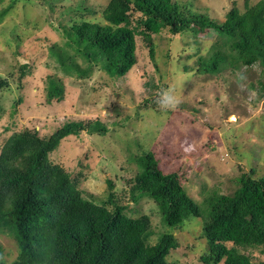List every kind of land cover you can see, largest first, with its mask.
I'll list each match as a JSON object with an SVG mask.
<instances>
[{"label":"rangeland","instance_id":"374dc122","mask_svg":"<svg viewBox=\"0 0 264 264\" xmlns=\"http://www.w3.org/2000/svg\"><path fill=\"white\" fill-rule=\"evenodd\" d=\"M172 1L221 23L232 8L243 12L246 5L260 0ZM109 2L0 0V146L24 129L42 137L68 120L99 119L108 129L104 136L67 137L49 159L70 174L86 197L104 201L110 181L115 201L127 207V215L149 216L154 232L149 243L153 244L165 229L150 201L133 205L125 194L138 170L130 158L142 150L151 151L161 169L176 172L187 195L199 204L213 193L231 195L242 174L250 173L254 179L264 176V93L258 84L264 79L258 64L227 68L215 76L184 70L185 65H195L196 54L207 56L218 40L211 31L196 36L190 32L153 36V61L137 37V62L120 79L109 78L79 58L81 71L62 70L50 47L71 53L64 29L80 21L103 23L102 13ZM138 18L134 14L132 21ZM48 75L63 81L59 102L47 103ZM164 88L174 89L179 97L175 110L163 111L156 103ZM201 226L200 219H191L173 231L177 247L169 252L167 264H202L199 258L207 246ZM0 243L6 261H12L17 254L15 242L0 234ZM247 253L252 262L264 263V249Z\"/></svg>","mask_w":264,"mask_h":264},{"label":"trees","instance_id":"16d2710c","mask_svg":"<svg viewBox=\"0 0 264 264\" xmlns=\"http://www.w3.org/2000/svg\"><path fill=\"white\" fill-rule=\"evenodd\" d=\"M134 14L139 18L132 21ZM102 21L74 22L64 29L71 53L50 47L62 70L81 71L79 58L120 79L137 62V37L153 61V36L211 31L218 40L207 56L196 54L195 65L184 70L215 76L227 68L258 64L264 79V0L246 5L243 12L232 8L221 23L172 0H110ZM45 84L47 103L63 99L60 78L48 75ZM258 84L264 93V82ZM107 130L99 119L68 120L48 136L28 129L14 132L0 146V234L12 238L17 248L7 262L0 243V264H167L177 247L173 231L191 219L202 222L207 246L199 258L202 264H264L252 262L247 253L264 249V176L242 174L231 195L213 193L199 204L187 195L176 172H164L154 154L142 150L130 158L138 170L126 194L133 205L147 199L159 215L165 230L150 244L154 232L149 216L127 215V207L115 201L110 181L104 201L86 197L70 174L49 159L65 138L104 136Z\"/></svg>","mask_w":264,"mask_h":264},{"label":"clouds","instance_id":"9594fccd","mask_svg":"<svg viewBox=\"0 0 264 264\" xmlns=\"http://www.w3.org/2000/svg\"><path fill=\"white\" fill-rule=\"evenodd\" d=\"M179 97L175 94V90L172 88L161 89L156 103L163 111L175 110L180 104Z\"/></svg>","mask_w":264,"mask_h":264},{"label":"bare ground","instance_id":"6f19581e","mask_svg":"<svg viewBox=\"0 0 264 264\" xmlns=\"http://www.w3.org/2000/svg\"><path fill=\"white\" fill-rule=\"evenodd\" d=\"M3 17V16H2ZM52 50V49H51ZM26 66V65H25ZM24 70V69H23ZM253 90V89H252ZM242 94V93H241ZM137 109V108H136ZM156 113V112H155ZM168 113V112H167ZM112 116V115H111ZM124 128V127H123ZM123 135V134H122ZM111 137V136H110ZM131 147V146H130ZM134 148V147H133ZM219 157V156H218ZM122 179V178H121ZM134 182V181H133ZM132 182V183H133ZM126 194V193H125ZM124 195V194H123ZM161 224V223H160Z\"/></svg>","mask_w":264,"mask_h":264}]
</instances>
